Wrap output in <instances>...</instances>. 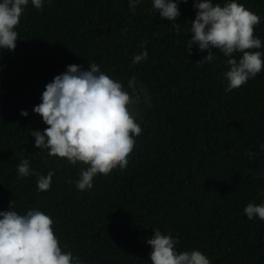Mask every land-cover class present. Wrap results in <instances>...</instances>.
I'll list each match as a JSON object with an SVG mask.
<instances>
[{
    "label": "trees",
    "instance_id": "obj_1",
    "mask_svg": "<svg viewBox=\"0 0 264 264\" xmlns=\"http://www.w3.org/2000/svg\"><path fill=\"white\" fill-rule=\"evenodd\" d=\"M193 2L178 5L179 26L154 12L151 0L132 10L127 0L26 7L15 49L0 52V211L11 210V201L21 214L39 208L62 248L86 264H150L145 241L154 227L171 232L179 251L199 249L211 264H264V221L243 212L264 202V70L226 93L223 54L213 48L216 59L201 63L206 50L185 48ZM238 2L261 17L254 35L264 42V0ZM142 50L147 60L133 64ZM92 62L125 86L134 76L151 106H138L143 131L126 169L98 173L77 191L69 181L84 165L47 158L29 132L47 127L32 111L45 85L68 65L88 70ZM25 158L36 172L55 173L49 190L37 191L34 175L17 178Z\"/></svg>",
    "mask_w": 264,
    "mask_h": 264
},
{
    "label": "clouds",
    "instance_id": "obj_2",
    "mask_svg": "<svg viewBox=\"0 0 264 264\" xmlns=\"http://www.w3.org/2000/svg\"><path fill=\"white\" fill-rule=\"evenodd\" d=\"M46 2L50 4L52 0H0V52L15 49L18 40L15 29L26 7L31 4L39 10ZM140 2L127 0L130 10ZM180 3L187 0H151L154 12H159L161 18L173 25H177ZM193 8L195 17L186 29L191 38L187 39L185 48L189 53L193 46L198 51L206 50L201 63L216 59L213 48L223 54L227 65L222 73L226 93L240 88L264 70V51L259 50L264 48V42L254 35L260 16L238 0H223V3L194 0ZM147 43L141 42V48ZM147 58L148 52L142 50L132 55L131 62L141 63ZM40 99L41 103L32 111L47 127L42 131L30 129L34 147L46 153L47 158L66 160L69 165H84L78 178L69 181L77 191L91 187L98 173L107 175L114 168L126 169L135 138L143 131L137 119L138 106L141 103L151 106L147 89L138 84L134 76L125 86L95 62L88 63V70L80 65H68L65 72L45 85ZM20 115L27 117L28 112L21 110ZM254 155L248 153L250 158ZM16 171L18 179L34 175L37 191L49 190L55 175L51 170L46 175L36 172L26 158L21 159ZM258 179H264V172L258 174ZM9 207L11 210L0 211V264H86L71 250L62 248L49 215L35 207L21 214L12 201ZM243 212L248 220L264 221V202H250ZM145 243L151 247L150 264H211L199 249L179 251L176 247L179 240L160 228L154 227L152 237Z\"/></svg>",
    "mask_w": 264,
    "mask_h": 264
}]
</instances>
